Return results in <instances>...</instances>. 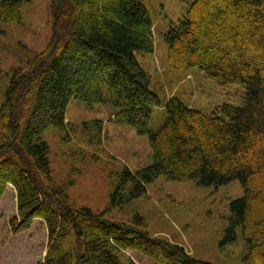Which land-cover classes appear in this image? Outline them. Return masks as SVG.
Instances as JSON below:
<instances>
[{
  "label": "trees",
  "instance_id": "1",
  "mask_svg": "<svg viewBox=\"0 0 264 264\" xmlns=\"http://www.w3.org/2000/svg\"><path fill=\"white\" fill-rule=\"evenodd\" d=\"M23 3L0 0V21L21 22ZM54 7L47 49L11 72L0 101V197L6 183L17 197L11 230H28L41 219L43 264H139L121 260L128 250L156 264H214L150 236L137 227L141 216L126 224L107 211L72 207L62 186L51 182L46 132L66 130L73 100L91 107L110 101L116 120L147 136L152 149L149 166L120 173L111 205L144 196L160 175L200 186L238 181L243 194L230 201L221 246L234 245L240 233L246 249L240 264H264V0H190L165 34L171 68L199 67L219 85L245 88L241 104L224 102L210 114L176 95L163 102L152 89L137 58L154 49L141 0H54ZM159 106L165 117L154 129L150 121ZM92 127L102 129L98 121Z\"/></svg>",
  "mask_w": 264,
  "mask_h": 264
},
{
  "label": "rangeland",
  "instance_id": "2",
  "mask_svg": "<svg viewBox=\"0 0 264 264\" xmlns=\"http://www.w3.org/2000/svg\"><path fill=\"white\" fill-rule=\"evenodd\" d=\"M141 1L152 21L154 49L151 53L138 52L137 58L160 99L165 102L176 95L205 114L224 102L241 104L245 94L242 85L222 86L199 67L176 70L168 64L165 34L179 24L190 0ZM54 9V0H24L21 22L0 21V101L11 72L27 68L47 49L54 34ZM115 113L110 101L91 107L73 100L66 113V130L50 128L46 132L51 148V182L62 186L65 200L75 208L107 211L112 220L126 224L141 216L143 223L137 227L154 238L167 239L214 264H240L246 252L240 233L234 245L221 246L229 224L230 201L243 194L238 181L219 187L200 186L160 175L147 185L144 196L111 205V194L123 169L137 172L152 163L147 136L138 134L130 124L118 122ZM164 117L163 107H156L152 128H159ZM96 121L101 123V131L91 129ZM5 189L0 197V264H43L47 238L41 219L34 218L28 230L14 233L10 219L18 212L16 191L11 183H6ZM130 258L139 264H156L142 253L121 252L123 262Z\"/></svg>",
  "mask_w": 264,
  "mask_h": 264
}]
</instances>
